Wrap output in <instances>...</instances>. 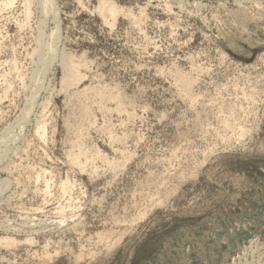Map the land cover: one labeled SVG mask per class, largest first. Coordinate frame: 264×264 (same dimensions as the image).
<instances>
[{
  "label": "rangeland",
  "instance_id": "rangeland-1",
  "mask_svg": "<svg viewBox=\"0 0 264 264\" xmlns=\"http://www.w3.org/2000/svg\"><path fill=\"white\" fill-rule=\"evenodd\" d=\"M109 1L0 0V264H264V0Z\"/></svg>",
  "mask_w": 264,
  "mask_h": 264
},
{
  "label": "bare ground",
  "instance_id": "bare-ground-1",
  "mask_svg": "<svg viewBox=\"0 0 264 264\" xmlns=\"http://www.w3.org/2000/svg\"><path fill=\"white\" fill-rule=\"evenodd\" d=\"M44 1H45V2H44ZM43 2L45 3V5L43 4V5H44L43 7H45L44 12H45L46 15L49 14V12H50L51 10H53V9H54L53 11H55V8H53V2H51V0H43ZM49 3H50V4H49ZM101 3H102V6H103V12H104V13L106 12V13H108L109 15L111 14V15H114V16L117 15V13H118V8L116 7V5H114V3L110 2L109 0H101ZM28 9H29V8H28ZM104 10H106V11H104ZM55 12H56V11H55ZM53 16H54V15H53ZM45 17H46V16H45ZM44 19H45V18H44ZM133 21H134V20H133ZM137 22H138V21H137ZM42 32H44V31H42ZM41 34H42V33H41ZM41 34H40V35H41ZM52 36L54 37V34H53ZM48 37H49V36H48ZM57 38H58V36H57ZM40 39H41V38H40ZM50 39H54V38H50ZM43 41H44V40H43ZM54 42H55V41H54ZM52 43H53V42H52ZM55 43H57V42H55ZM40 44H41V43H40ZM48 44H49V43H48ZM45 45L47 46V43H45ZM45 45H44V43H42V44L40 45V48H38V50H36V52L39 54V53H40V49H41V48H45V47H46ZM43 46H44V47H43ZM53 46H54V44H53ZM53 46H52V47H53ZM55 47H56V46H54L53 48H55ZM48 48H49V47H48ZM48 48H47V49H48ZM45 49H46V48H45ZM50 49H51V48H50ZM50 49H48V50L50 51ZM48 50H47V51H48ZM51 50H52V49H51ZM55 50H56V48H55ZM43 51H44V50L41 51L42 56H43L44 54H46V53H43ZM51 52H54V51L52 50ZM55 54H56V51H55L54 53H50V56H48V55H49V54H48V55L46 56L47 58L44 56L46 59H45L44 57H42V60H44V61H43V63H41V62H42V60H41L40 63L43 64V65H42V66H44V68L42 67L43 69L48 68V66H49V65L51 64V62H52V61H51V60H52L51 57H54ZM57 54H58V53H57ZM51 55H52V56H51ZM63 55H64V54H63ZM56 56H57V55H56ZM36 57H37V56H36ZM48 57H50V58H48ZM38 58H39V57H38ZM43 58H44V59H43ZM54 58H55V57H54ZM65 58H66V57H65ZM39 60H40V59H39ZM62 60L65 61L64 57L62 58ZM62 60H61V61H62ZM64 61H63V62H64ZM70 62H74V61H69V63H70ZM65 63H66V62H65ZM70 64L72 65V63H70ZM74 65H75V64H74ZM74 65H73V66H74ZM66 66H67V65H66ZM66 66H65V67H66ZM77 66H78V65H76V67H77ZM77 68H78V67H77ZM67 69H68V66H67ZM72 70L74 71V70H77V69H75V67H73ZM72 70L70 69L71 72H72ZM70 71H69V72H70ZM77 71H78V70H77ZM42 72H44V70H43ZM71 72H70V73H71ZM74 73H75V72H73V74H74ZM77 73H78V72H77ZM68 75H69V74H68ZM68 75H67V76H68ZM78 75H79V74H78ZM72 76H73V79H74V80H76V81L78 80V76H77V75H72ZM74 76H75V77H74ZM181 76H182V75H181ZM69 77H70V76H69ZM69 77H68V78H69ZM185 77H186V76H185ZM65 78H66V77H65ZM79 78H80V77H79ZM183 78H184V77H183ZM186 78H187V77H186ZM189 78H190V76H189ZM66 79H67V78H66ZM178 79H179V78H178ZM190 79H192V78H190ZM79 80H80V79H79ZM186 80H187V79H186ZM64 81H65V80H64ZM68 81H71V80H68ZM76 81H75V83H76ZM183 82H184V81H183ZM186 82L189 84L188 81H186ZM36 83H37V81H36ZM69 83H70V82H69ZM78 83H79V81H78ZM78 83H77V84H78ZM180 83H181V82H180ZM40 84H41V83L36 84V85L38 86V85H40ZM70 84H71V83H70ZM73 84H74V82H73ZM188 84H186V86H188ZM182 85H183V84H182ZM193 85H194V84H193ZM193 85H192V86H193ZM34 86H35V85H34ZM42 86H43V85H42ZM66 87H67V85H66ZM69 87H72V86L69 85ZM39 88H40V87H39ZM187 88H189V87H186L185 89L187 90ZM191 88H193V87H191ZM189 89H190V88H189ZM189 89H188V90H189ZM37 90H38V89H37ZM37 90H36V91H37ZM39 90H40V89H39ZM82 91L84 92V90H82ZM76 92H77V91H76ZM79 92H80V90H79ZM86 92H87V91H86ZM183 92H184V91H183ZM188 92H189V91H188ZM181 93H182V92H181ZM186 93H187V92H186ZM189 93H190V92H189ZM89 94H90V93H89ZM101 94H102V93H101ZM183 94H184V93H183ZM79 95H80V94H79ZM114 95H115V94H114ZM190 95H191V94H190ZM74 96H75V95H74ZM81 96H82V95H81ZM111 96H112V95H111ZM116 96H118V94H117ZM77 97H78V96H77ZM85 97H86V96H85ZM88 97H89V96H88ZM184 97H186V96H184ZM81 98H82V97H81ZM86 98H87V97H86ZM190 98H191V97H190ZM190 98H189V99H190ZM116 99H117V98H116ZM84 100H85V99H84ZM87 100H88V99H87ZM105 100H106V99H105ZM78 101H79V100H78ZM85 101H86V100H85ZM190 101H191V100H190ZM80 102H81V101H80ZM87 102H88V101H87ZM106 102H107V101H106ZM120 102H121V101H120ZM122 102H123V101H122ZM88 103H89V102H88ZM78 104H80V103H78ZM81 104H83V103L81 102ZM27 105H28V104H27ZM86 105H87V103H86ZM89 105H91V104H89ZM29 106H30V105H29ZM85 107H86V106L84 105V106H83V110H84ZM121 108H122V107H121ZM121 108H120V109H121ZM118 109H119V108H118ZM30 110H31V109H30ZM85 110H87V108H86ZM85 110L83 111V113L85 112ZM26 111H27V109H26ZM26 111H24V112H26ZM88 111H89V110H88ZM88 111H87V114H89ZM119 111H120V110H119ZM24 112H23V113H24ZM121 112H122V111H121ZM27 113H28V112H27ZM83 113H82V115H83ZM25 114H26V113H25ZM25 114H24V116L26 117ZM28 114H29V113H28ZM90 114H91V113H90ZM27 116H28V115H27ZM83 116H84V115H83ZM90 116H91V115H90ZM90 116H89V117H90ZM128 116H129V115H128ZM131 116H132V115H131ZM22 117H23V116H22ZM80 117H81V116H80ZM20 118H21V117H20ZM23 118H24V117H23ZM23 118H22V119H23ZM83 119H84V118H83ZM19 120H20V119H19ZM23 120H24V119H23ZM84 121H85V120H84ZM19 122H21V121H19ZM41 122H42V121H41ZM86 122H87V121H86ZM17 123H18V122H17ZM19 127H20V126H19ZM20 128H21V127H20ZM74 129H75V128H74ZM76 129H77V128H76ZM76 129H75V130H76ZM44 133H45V124L43 123V124H41V125L39 126V128H38V134H40V136L42 137V136L44 135ZM76 134H77V133H76ZM78 136H79V135H78ZM13 138L16 139L17 137H16V136H13ZM44 138H45V137H44ZM44 138H43V139H44ZM79 138H80V136H79ZM75 142H78V141H75ZM0 145H1V144H0ZM263 150H264V149H263ZM0 151H1V150H0ZM2 151H3V150H2ZM9 153H10V152H9ZM7 154H8V153H7ZM1 156L3 157V155L0 154V157H1ZM8 156H9V155H8ZM2 157H1V158H2ZM1 158H0V164L2 163L1 161H3V160H1ZM15 169H16V168H15ZM44 170H45V169H44ZM39 172H40V171H39ZM46 172H47V171H46ZM36 173H37V172H36ZM40 174H42V173H40ZM45 174H46V173H45ZM66 183H67V182H64V186H65ZM72 184H73V183H72ZM5 185H6V183H5ZM5 185L0 186V192H2V191L4 190L3 187H4ZM64 190H65V189H64ZM2 196H3V195H2ZM8 198H9V197H8ZM59 211H60V210H59ZM143 217H144V216H143ZM2 226H3V225H2ZM9 226H10V225H9ZM29 227H30V226H29ZM27 228H28V227H27ZM14 229H15V228H14ZM7 231H8V230H7ZM15 231H16V230H15ZM29 231H30V230H29ZM14 233H15V232H14ZM102 236H103V235H102ZM110 238H111V237H110ZM29 239H30V238H29ZM104 239H105V238H104ZM105 240H106V239H105ZM18 241H19V240H18L17 238H15V237H11V236L8 235L7 237L0 239V245H4V244H5V245L8 246V247H9V246L12 247V246H16V245L18 246V243H19ZM26 241H27V240H26ZM103 241H104V240H103ZM116 241H117V240H116ZM31 242H32V241H31ZM115 243H116V242H115ZM115 243H114V244H115ZM110 244H111V243H110ZM108 247H109V246H108ZM108 247H107V249H108ZM114 247H115V246H114ZM114 247H113V248H114ZM263 248H264V246H263ZM93 252H94V251H93ZM260 253H261V252H260ZM262 254H263V253H262ZM93 255H94V254H93ZM99 255H100V254H99ZM263 255H264V254H263ZM78 258H79V257H78ZM80 258H81V257H80ZM90 258H91V257H90ZM83 259H84V258H83ZM79 261H80V260H79ZM260 262H261V261H260ZM77 263H78V262H77Z\"/></svg>",
  "mask_w": 264,
  "mask_h": 264
}]
</instances>
